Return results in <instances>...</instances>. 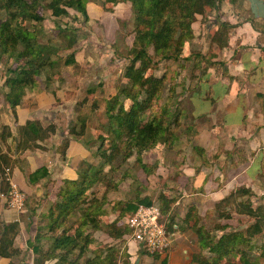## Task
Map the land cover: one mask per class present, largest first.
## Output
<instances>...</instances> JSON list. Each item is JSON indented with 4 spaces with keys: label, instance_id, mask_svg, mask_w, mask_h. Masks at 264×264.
Here are the masks:
<instances>
[{
    "label": "crops",
    "instance_id": "0c3cea01",
    "mask_svg": "<svg viewBox=\"0 0 264 264\" xmlns=\"http://www.w3.org/2000/svg\"><path fill=\"white\" fill-rule=\"evenodd\" d=\"M209 5L212 7L211 3L204 7V16H196L193 26L198 25L199 30L201 21L207 22L210 26L203 28L202 33H196L194 30L190 44L194 43L197 49L203 48L201 50L203 56L200 54V58L196 57L197 63L206 64V61H201V57H205L210 66L203 71L201 63L200 66L197 64L195 71L202 72L195 75L198 83L190 95L191 99L188 100V103H191V116L198 118L199 124L196 132L194 131V139L206 153V159H200L205 166L197 167V171L195 170L197 172L193 176L195 181L192 180L194 185L190 183L193 186L189 192L183 189L185 183L179 181L182 176L189 178L192 173H188L186 168L183 170L179 168L183 175L180 173L181 176L175 181V184L179 185L177 191L170 190L166 193V200L174 199L169 206L170 212L164 216L166 224L171 223L170 228L167 227L170 240L168 250L163 254L145 257L147 254L141 251L137 244L125 241L127 261L132 264H199L196 258L200 244L193 227L194 219L198 217L200 223L206 216H213L216 212L215 206L236 194L235 191L239 188L251 192L249 186L242 185V182L264 180V0H221L220 7L217 5V11L212 10L213 12L208 11ZM112 8L125 10L123 3ZM86 9L89 12L95 9L102 10L92 2L88 3ZM119 11L115 17L121 19L123 14ZM106 14L103 10L100 14L93 12L97 17H105ZM218 23H226L229 27L227 46L223 48L211 39L218 29ZM206 30L210 31L206 33ZM105 34L108 36L106 31ZM101 36L103 37V35L94 37L98 39ZM94 37L92 35V39ZM84 39H80L79 42H86ZM87 50H89L87 44L81 43V48L73 53L75 62L67 67L73 73L67 77L60 73L55 81V88H50L51 83L49 85L36 83L24 91V95L13 110L10 109L7 100L2 111L0 108V155L6 164L11 165L12 183L25 195L28 204L35 202L33 208L29 205L18 215L8 208L4 199L0 198V245L3 242V228L9 224H17L12 246L7 250L10 257H0V264H32L37 254L35 255L28 247V243L38 247L43 245V241L46 242L44 234L36 242L35 232L38 217L40 216L44 224L45 219L42 216L47 211L38 212L35 208L44 203L42 208L46 204L48 210L55 200V196L52 199L54 195L52 191L55 193L58 191L62 180H76L78 170L85 167L92 156L88 147L90 140H86L84 130L78 133L74 130L78 136L69 134L70 124L76 116L75 109H80L79 100L86 96V93L80 92V88H77L86 82L94 84L98 75L99 78L105 76L108 79L113 78V67L109 68L104 62H92L94 57L88 56ZM188 55L185 54V57ZM99 72L101 74H98ZM71 86L75 87L69 90ZM97 93L90 95L95 97ZM113 95L114 90L111 96ZM108 99L105 98L103 109ZM89 104L90 102L87 106ZM85 106L86 103H83V108ZM98 106H101L100 103ZM29 122L38 123L39 128L43 129L49 126L55 128L51 129L52 133L46 134L45 139L34 141L31 137H25L24 128ZM63 141L67 143L65 150L61 152L59 148ZM233 152H241L244 161L241 162L242 157L240 160L233 156ZM207 156L211 157L210 165ZM6 164H2L0 168ZM41 169L47 171V177L30 184L29 176ZM252 170L254 172H251ZM174 173H168L167 177H174ZM193 187L196 188L193 190ZM260 193L264 192L255 190V194ZM150 200L152 204H157L151 198ZM228 204L233 208L234 203L228 200ZM29 212L28 219L26 216ZM194 213L196 217L193 218ZM236 215H233L237 217L235 223L229 219L222 222L229 230L235 228L245 232L250 221L239 219L249 218ZM10 239L8 238L9 241Z\"/></svg>",
    "mask_w": 264,
    "mask_h": 264
},
{
    "label": "trees",
    "instance_id": "16d2710c",
    "mask_svg": "<svg viewBox=\"0 0 264 264\" xmlns=\"http://www.w3.org/2000/svg\"><path fill=\"white\" fill-rule=\"evenodd\" d=\"M86 1L0 0V11L6 16V19L0 23V56L9 55L8 60L16 62L15 69L9 72L10 76L4 82V85L8 88L5 98L11 108L18 104L26 89L32 88L37 83L35 78L39 77L46 67L52 68L54 62L59 60L58 58L53 59L51 56L54 51L53 47L49 45L42 46L37 43V38L33 32L36 29L38 30L44 21L37 10L46 8L51 12L54 19L68 17V10H72L80 14L86 22ZM220 1H103L104 5L110 4L112 7L121 3H130L133 20V41L132 45L127 47L129 48L128 58L130 59L124 71L126 82L105 103L107 117L105 127L108 134L101 141L108 142L109 154L106 153V150H103V146H99L94 153L96 157H100L105 165L114 163L115 155L121 152L120 143L124 149L128 150L125 155L126 159L127 157L129 158L131 150L135 147L139 151L144 152L157 148L160 142L164 143L163 145L166 147L170 144H175L176 138L169 131V119L172 114H170L168 101L162 104L160 109H156L158 113L154 114V118L147 119L144 122L140 121V123L137 122V118L139 119V116L150 108L151 103L156 104L155 106L160 104L165 82L168 81L164 75L157 78L152 75L147 76V74L149 71H154L157 68V64L162 60L170 61L172 59L179 60L178 58L180 57L184 59L191 57V53V56L185 57L184 51L185 45L189 44L193 39L192 24L195 22V16H204V7L208 3L215 5L214 3ZM26 23L28 26L33 23L29 27L30 29L34 27L33 32L27 29ZM217 28L211 39L220 48L226 47L229 27L226 23H218ZM57 31L59 39L67 47L66 50H73L72 47L84 37L80 29H62L58 26ZM150 48L153 51L152 55L148 52ZM196 57L200 58L199 54L195 55ZM68 59V62H64L66 66L72 63L70 59L74 60L73 53L69 54ZM201 61L208 62V59L201 57ZM197 64L199 63H194L193 71L198 67ZM49 82L48 79L46 85H49ZM142 88H147L148 90H142ZM173 90L174 84H172L170 97L173 95ZM92 93V89H90L87 94ZM141 94L144 97L139 99ZM91 96L93 95L88 96L87 101H89ZM124 100L131 102L127 110L123 107ZM92 106L93 104H91ZM162 123L165 125L163 126ZM49 127L45 129L39 128L38 123L29 122L24 128L25 137H31L34 141L43 140L47 137L46 134L53 132ZM80 132H83V126L80 127ZM189 132H191V129H188ZM69 134H76L73 128H70ZM66 143L64 142L63 150H65ZM6 163L5 159L0 155V166ZM4 168L11 170V165L6 164L0 168V192L8 190V186L4 182V178H2V170ZM145 169L147 170L146 174H148V167ZM101 174V167H93L90 162H87L85 167L83 166L78 170L76 180H62L61 187L58 188L55 194V202L51 203L47 212L42 216L45 219V226L38 224L36 230V242L43 236L44 233L42 232L48 230L53 233L51 239L49 238V247L45 251L42 250L44 254L41 256L39 247H33L32 243H28V247L33 250L35 255L37 254L36 258L32 260V264H79L78 258L81 255H86V247L94 242L93 234L102 231L100 218L106 214L103 210V206L107 203L106 198H89L87 195L91 187L100 181ZM47 175L45 169L38 170L29 176V183L34 184L38 180L46 178ZM236 192L239 200L245 195H251V192L244 188H239ZM134 199L136 201L129 199L127 201H116L113 204L112 212L118 206H121V208L118 214L112 216V222L107 223L104 229L105 234L111 241L128 236L129 231L124 226L123 220L135 212L139 205H152L149 197H135ZM161 201L163 205L162 213H166L167 210L165 208H168L174 202V199L168 201L166 197H162ZM239 204V212L236 211V213L248 217L251 223L244 233L239 231L230 232L216 242H213V237L202 226L197 227L199 218L196 217V213L193 214V218L196 217L194 219V231L198 237V244L202 248L207 247L209 253L214 255L207 259L208 261L204 259L199 261L196 258L199 264H221L222 262L235 264L231 262L236 254L239 255L240 264H262V261L264 262V244L257 242L258 239L261 241L260 239L264 234L263 209L262 207H254L249 198L245 202L239 201ZM222 216L225 219L230 218V215L226 213L222 214ZM75 219L76 221H74ZM166 226L170 228L171 223L167 222ZM16 232V223L9 224L3 228L0 257H10V253L7 250L12 246V240ZM8 238H11L10 241ZM250 249H261L262 253L252 258L249 253ZM106 250L107 256L103 260H99V254L93 259H86L84 256L83 264H109L113 257H117L118 251L112 246H107ZM59 251L65 254L60 256L57 254ZM121 258L128 259L125 251L122 252Z\"/></svg>",
    "mask_w": 264,
    "mask_h": 264
},
{
    "label": "rangeland",
    "instance_id": "374dc122",
    "mask_svg": "<svg viewBox=\"0 0 264 264\" xmlns=\"http://www.w3.org/2000/svg\"><path fill=\"white\" fill-rule=\"evenodd\" d=\"M104 0H87L86 6L88 3L92 2L96 4L98 7H100L103 11H105L107 14L105 17H97V15H93V12H97L100 14L102 10L95 9L94 11L89 12L86 9V15L87 20L86 22L83 20L80 14H77L75 11L68 10V17H64L61 19H54L51 15V12L47 10L46 8H39L37 11H39V14L43 17L44 21L39 27V29L34 31V27L30 29V26L27 25L26 27L30 32H33L36 36V40L38 44H41L42 46H51L54 48L53 53L51 54L52 58H58L59 60L54 62L53 67L49 68L46 67L41 75L39 77L35 78V81L38 85H43L48 83V79L50 84V88H55L56 83L55 81L59 77L60 73H64L65 77H67L69 74L73 73L71 69L67 68L69 66H65L64 62H68V57L70 53H75L78 48H81V43L87 44V47L89 50H87L86 54L88 56L92 55L94 58H92V62H104L107 63L108 67L112 68L113 70V78L108 79L107 76L100 77L98 75V79L94 81V84H87V82L84 85H80L77 89L80 90V92L86 93V96L80 98V105L79 108L81 109H75V119L72 120L70 126L73 128L77 133L80 132L79 129L81 126H83L84 132H86V140L89 141V146L91 150L92 156H90V159L88 162H90V165L93 167L102 168V174L100 177V181L96 182L91 189L87 192V195L89 198L95 197L97 199L106 198L107 201L106 205L103 206V210L106 212L105 216H101L100 218V224L102 225L101 230L95 232L93 234L94 236V242L89 244L86 247V255H81L78 258L79 264H83V257L85 256L86 259H93L96 257L97 254L100 255L99 260H103L107 256V246H112L115 250L118 251L117 257H113L109 264H132L129 261H127L125 258L122 257V252L124 251V242L125 238H121L119 240H111L109 237L105 234V226L107 223L112 222V216L115 214H118L120 211L121 206H118L115 211L112 212L113 204L116 201H136L134 198L137 197H150L154 203L157 202V204H152L154 207H156L160 213H162L163 205L161 206V201L159 202V198L166 197L167 191L174 190L177 191V188L179 185L175 184V181L183 175L182 172L179 171L180 169L188 170V173H192L189 178L186 176H182L180 178L179 182H184L185 185L183 189L186 192H189L191 190V187L194 185L193 176L195 173H197L196 169L197 167H203L205 164L200 159H206V153L199 145L198 141L194 139V133L197 130L198 127V118H194L191 116L190 112L191 110V103H188V100L191 99V93L194 89H196L197 83L195 80V75L199 74L200 71H193L194 63L197 62L195 58V53H199L203 56L201 53L203 48L197 49L195 48V44H186L185 45V54H189V50L191 57H188L187 59H184L183 57L178 58L179 60H170V61H160L157 64V68L153 71H149L147 76H155V77H161L165 76L168 81L165 82V86L162 93V99L160 104L158 106H155L156 104L151 103V106L148 110L144 111L140 116L139 119L137 118V122L140 123L144 122L147 119H152L155 117L154 114H157L158 111L156 109H160V106L168 101V105L170 107V124H169V131L172 133L173 137L176 138L175 144H170L168 147L163 145L164 143L160 142L158 144L157 148H152L147 151L141 152L138 149L133 148L130 152L129 158H125V155L128 153L127 149L123 148V145L120 143V153L115 155L116 158L114 160V163L111 165H105V163L100 159V157L95 156V151L99 146H103V150H106V153L109 154V144L108 142H102L101 139L105 137L108 132L106 131V112L105 109H103V103L105 101V98H111L112 90H114V94L118 92L119 87L123 83L126 82V78L124 77V71L125 67L129 63L128 58V50L129 46L132 45L133 41V20H132V8L130 10V3L126 2L127 4H124L125 10L122 8L120 11L118 9H113L110 4L103 3ZM220 2L214 3L209 5L208 11L213 12L212 10H216V6L218 5L220 7ZM206 7V6H205ZM205 10V9H204ZM122 12L123 16L121 19L119 17H115V14L117 12ZM126 11V12H125ZM125 12V13H124ZM207 12V11H206ZM211 14V13H210ZM117 18V19H116ZM6 19L5 14L0 11V23H2ZM204 19V17H203ZM123 20V21H121ZM195 22H196V16H195ZM194 22V23H195ZM204 23V25H202ZM35 24V23H34ZM60 26L62 29L64 28H71L81 30V34L84 35V38H81L85 41H78V43L73 46L72 50H66L65 43L59 39L57 27ZM210 25L207 24V22L201 21V25L192 24V31H196V33H202V29L206 27H209ZM108 33V36H106L105 31ZM115 30L117 32L115 33ZM210 30H206L205 32H209ZM92 35L99 36L103 35V37H99L96 39L94 37L92 39ZM80 36V34H79ZM92 39V40H91ZM91 40V41H90ZM80 44V45H79ZM149 54H153L152 48L148 49ZM209 52V50H207ZM208 54V53H206ZM9 55H3L0 56V108L1 111L3 110L4 103L6 101V93L8 92V88L6 85H4V82L6 78L10 76V71L14 70L16 67V62L14 60H8ZM206 56V55H205ZM67 59V60H66ZM125 59V60H124ZM196 60V62H195ZM71 62H75L74 60ZM87 62V59H86ZM90 62V61H88ZM114 62V63H113ZM202 65L201 69L204 71L207 69V66H210V63L203 64L202 62H199ZM116 66V68H114ZM196 69V68H195ZM98 74H101L100 72ZM171 78V79H170ZM105 79H108L104 81ZM175 79V80H174ZM174 80V81H173ZM176 81V84H175ZM172 84H174V90L173 95L170 97V92L172 88ZM75 86H71L70 89H74ZM91 88L93 90V93L98 92L95 97L94 95L90 97L88 100V90ZM148 88V87H147ZM147 88H142V90H148ZM85 95V94H84ZM114 96V95H113ZM144 97L143 94L140 95L139 99H142ZM95 98V99H94ZM170 98V99H168ZM94 99V100H93ZM82 101V102H81ZM90 102L89 106H87V103ZM83 103H86V106L83 108ZM100 103L101 106H98ZM106 103V102H105ZM91 104L93 106L91 107ZM9 105V104H8ZM131 105V102L129 100H124L123 107L125 110L129 108ZM10 107V105H9ZM16 107V106H15ZM14 107V108H15ZM11 108L10 109H14ZM177 115V117H175ZM164 121V119H163ZM84 124V125H83ZM164 126L165 124L162 123ZM49 128L53 129L54 126H50ZM70 129V127H69ZM188 129H191V132L188 133ZM69 131V130H68ZM195 131V132H194ZM188 133V134H187ZM78 136V135H77ZM109 136V135H108ZM66 141V140H64ZM64 141L61 144L59 151L63 152L64 148ZM210 144V143H209ZM208 148V147H206ZM234 148H232L233 150ZM198 153H201L200 155ZM201 156V157H200ZM233 156H237L240 160L241 157L243 158L241 162L244 161V157L241 154V152H233ZM124 157V159H123ZM139 158V159H138ZM196 158V159H195ZM208 165H210L211 157L207 156ZM140 161V162H138ZM172 165V166H171ZM142 166V167H141ZM148 167V174H146L147 170L145 168ZM112 168V169H110ZM194 170V171H192ZM196 170V171H195ZM174 173V177L170 176L167 177L168 173ZM208 173L209 171L206 170ZM251 172H254L252 170ZM181 173V175H179ZM193 180V181H192ZM189 181L187 184L186 182ZM251 181V182H242V185H248L251 190V195H245L240 200L241 202H245L248 198L250 199L252 205L254 207H262L263 213H264V193L255 194V190L257 191L262 190L264 192V180L262 181ZM178 182V183H179ZM253 182V183H252ZM192 183L193 185H190ZM196 187H193L194 190ZM139 193V196H136V194ZM3 194H6V192H3ZM54 194V195H53ZM55 191H52V199H54ZM174 195V194H173ZM238 193L229 196L226 200L221 201L218 205L215 207V211L213 216H206L202 223V227L208 232L210 236L213 237V242H216L219 238L226 236L230 232H234L237 229L232 228L229 230L226 225L222 222L225 219L222 214H229L230 218L229 221L232 223H235L237 220V217H233V215H236V211H238V208L240 206L239 202L237 201ZM56 200V199H55ZM54 200V202H55ZM228 200L231 203H234L233 208L229 207ZM27 202V205L25 203V207L31 206L30 208H33L35 202H31L28 204V200H25ZM44 203H41L39 207L35 208L38 209V212L40 211H47V206ZM229 207V209L227 208ZM228 210H227V209ZM167 210L166 213L161 214L160 223L163 225H166V218L164 217L167 215V213L170 212L169 207L165 208ZM32 211V210H31ZM30 211V212H31ZM42 211V212H43ZM30 212L27 213L26 218H30ZM222 213V214H221ZM237 216V215H236ZM206 220L208 222H206ZM239 220L247 221L250 220L245 218H240ZM76 221V219L74 220ZM200 221V220H199ZM210 221V222H209ZM200 223L197 224V227H200ZM251 223V222H250ZM249 223V224H250ZM38 224H41L45 226L42 223V219L40 216L38 217V220L36 221V230L38 228ZM223 224V225H222ZM193 226V225H192ZM167 227V226H166ZM165 227V228H166ZM194 227V226H193ZM167 230V229H166ZM238 231V230H237ZM37 232V231H36ZM35 232V236H36ZM168 232V231H167ZM242 232V231H239ZM44 233V237L46 238V242L43 241V245H39V252L40 255L43 256V251L46 250L50 243L49 238L51 239V236L53 233L46 230ZM92 233V232H91ZM244 233V232H242ZM108 239H106L107 237ZM110 240V241H109ZM261 241L259 239L257 242L260 244H264V234L262 235ZM249 253L252 258L260 255L262 253L261 249L253 250L250 249ZM58 255L63 256L61 251L57 252ZM214 255L209 253L208 248H202L200 247V251L197 255V258L199 261L202 259L207 260L213 257ZM145 257H149L146 255ZM70 258V257H69ZM208 261V260H207ZM240 264L239 255L236 254L235 258L231 263ZM46 264V263H45ZM50 264V263H48ZM107 264V263H106ZM221 264H226L225 262H222ZM262 264L264 262L262 261Z\"/></svg>",
    "mask_w": 264,
    "mask_h": 264
},
{
    "label": "built area",
    "instance_id": "2783aa9c",
    "mask_svg": "<svg viewBox=\"0 0 264 264\" xmlns=\"http://www.w3.org/2000/svg\"><path fill=\"white\" fill-rule=\"evenodd\" d=\"M2 178L8 186L6 194L0 192L8 208L18 215L24 212L25 195L19 191L11 180V171L4 168ZM125 226L130 231L129 241L138 244L149 253H163L169 248V236L165 225L160 223V212L154 206H138L135 212L126 217Z\"/></svg>",
    "mask_w": 264,
    "mask_h": 264
},
{
    "label": "clouds",
    "instance_id": "9594fccd",
    "mask_svg": "<svg viewBox=\"0 0 264 264\" xmlns=\"http://www.w3.org/2000/svg\"><path fill=\"white\" fill-rule=\"evenodd\" d=\"M123 4H127V3H123ZM130 7H131V5H130ZM11 171V170H10ZM2 192H5V191H2ZM25 203H26V201H25ZM139 206H144V205H139ZM151 206H153V205H151ZM25 209V208H24ZM134 213V212H133ZM132 213V214H133ZM160 219H161V213H160ZM125 220H126V218L123 220V223H124V226H125ZM165 227H166V225H165ZM166 229H167V227H166ZM128 230V229H127ZM129 231V230H128ZM129 233H130V231H129ZM128 237H129V234H128V236H126L125 237V241H126V243H133V242H131V241H129V239H128ZM138 245V244H137ZM139 246V245H138ZM140 247V246H139ZM141 251H143L141 248H139ZM145 254H147V255H158V254H163V253H165V252H163V253H155V254H149V253H147V252H145V251H143Z\"/></svg>",
    "mask_w": 264,
    "mask_h": 264
}]
</instances>
